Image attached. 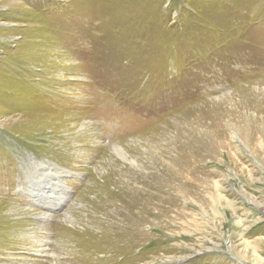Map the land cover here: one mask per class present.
Returning a JSON list of instances; mask_svg holds the SVG:
<instances>
[{
    "label": "rangeland",
    "instance_id": "1",
    "mask_svg": "<svg viewBox=\"0 0 264 264\" xmlns=\"http://www.w3.org/2000/svg\"><path fill=\"white\" fill-rule=\"evenodd\" d=\"M58 263L264 264V0H0V264Z\"/></svg>",
    "mask_w": 264,
    "mask_h": 264
},
{
    "label": "bare ground",
    "instance_id": "2",
    "mask_svg": "<svg viewBox=\"0 0 264 264\" xmlns=\"http://www.w3.org/2000/svg\"><path fill=\"white\" fill-rule=\"evenodd\" d=\"M241 97V96H240ZM244 101V100H243ZM254 122V121H253ZM73 137V136H72ZM173 139V138H172ZM171 139V140H172ZM170 140V141H171ZM153 142V141H152ZM168 146V145H167ZM167 146H166V148H167ZM170 146V145H169ZM171 147V146H170ZM172 148V147H171ZM173 150V149H172ZM156 151V150H155ZM168 151V150H167ZM174 151V150H173ZM116 152L118 153V154H120L122 157H123V154H122V149H120V148H116ZM160 153H162V152H160ZM173 154H174V152H173ZM159 153L158 154H154L153 155V158L152 159H149V161H150V163H148V161H147V163L148 164H150V169L151 168H153V169H159V167H163V163H165V162H163V156H161V155H159ZM170 157V156H169ZM147 160V159H146ZM152 160V161H151ZM173 160V159H172ZM174 161H175V159H174ZM152 162V163H151ZM190 162V161H189ZM192 162V164L194 163V160H192L191 161ZM190 162V163H191ZM174 164V163H173ZM172 164V165H173ZM171 165V166H172ZM171 166H170V168H171ZM47 168L46 169H44V171H48V172H44V173H47V174H45V175H48V173H49V171H51L50 169H49V166H46ZM147 166H145V168H146ZM175 170V169H174ZM121 175H122V179L124 178V177H127L128 175H129V173H127V172H121ZM51 176V175H50ZM45 177H48L49 178V176H45ZM170 179V180H169ZM168 180H169V183H175L176 182V179L175 178H169ZM160 181H162L163 183L165 182L164 180H160ZM58 182L61 184L62 182H64L63 180H61V178H59L58 179ZM168 183V182H167ZM168 183V184H169ZM163 186H164V184L163 185H161V186H158L159 187V189H161L160 190V192H162V191H164L163 189ZM172 187H173V185H172ZM174 192V191H173ZM171 193L172 194V196L175 194V192L174 193ZM124 193V192H123ZM159 201V200H158ZM9 205V204H8ZM162 205H163V203H161L160 201H159V205L157 206V208H158V210H156V216L161 220V219H164V218H169V219H171V215H172V212H171V210H164L163 209V207H162ZM146 208H148L146 205H143L142 207H141V210L142 211H144V212H146L147 210L149 211V213L150 214H152V210L151 209H146ZM146 211H145V210ZM202 210V209H201ZM148 211H147V213H148ZM174 214H176V213H174ZM50 214H44V216H41V226L43 227V229H44V227H46V225H47V223L49 222V219H50V217L51 216H49ZM40 218V217H39ZM175 222V221H174ZM23 223V222H22ZM130 225H131V230L132 231H135L136 232V235H137V237L139 238V240L141 241V242H145L146 241V234H144L143 232H141V230H142V227H143V224L141 223V222H139V221H134V222H131L130 223ZM168 225L169 226H172L171 225V223H168ZM175 225V224H174ZM48 226V225H47ZM48 228V227H47ZM46 229V228H45ZM41 235V233H36V236L34 237L33 235H30V237H27V239L28 240H31L30 242H32V241H35V239H37V241H35L36 242V244L37 243H41V245L40 246H38V249H41V250H37V249H34L35 251H37L36 252V254L37 255H39V256H48V257H51L52 259H54L55 258V260H56V262H58L59 260L57 259L58 257H57V255H55L54 253H51V251H50V248H49V244H48V241H47V239H41V237H40V235ZM40 238V239H39ZM32 244V243H31ZM30 247H32V249H33V247L34 246H30ZM29 249V248H28ZM54 252V251H53ZM50 258V259H51ZM38 260V259H37ZM58 264H60V263H58Z\"/></svg>",
    "mask_w": 264,
    "mask_h": 264
}]
</instances>
